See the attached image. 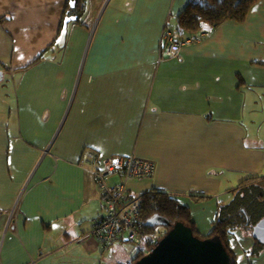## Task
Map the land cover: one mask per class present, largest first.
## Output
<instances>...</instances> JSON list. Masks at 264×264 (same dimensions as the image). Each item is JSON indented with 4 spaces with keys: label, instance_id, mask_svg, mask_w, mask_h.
Wrapping results in <instances>:
<instances>
[{
    "label": "crops",
    "instance_id": "1",
    "mask_svg": "<svg viewBox=\"0 0 264 264\" xmlns=\"http://www.w3.org/2000/svg\"><path fill=\"white\" fill-rule=\"evenodd\" d=\"M67 3L0 0V264L117 263L89 234L105 212L88 148L152 159L129 192H173L209 234L234 197L223 169L264 177V0L244 22L174 32L172 57L165 28L189 0H85L62 24ZM259 251L239 264H264Z\"/></svg>",
    "mask_w": 264,
    "mask_h": 264
},
{
    "label": "trees",
    "instance_id": "2",
    "mask_svg": "<svg viewBox=\"0 0 264 264\" xmlns=\"http://www.w3.org/2000/svg\"><path fill=\"white\" fill-rule=\"evenodd\" d=\"M258 1L260 0H189L188 5L178 16V28L174 31L172 30V32L170 27L166 26L165 31L169 30L172 34L175 32L179 37L184 36L183 38H192L197 37L202 31H212L228 20L244 22L252 6ZM84 9L85 0H68L62 18V24L66 19L74 22L80 21V16L83 14ZM162 44L163 47H165L167 41L163 39ZM254 178H263L260 179L261 182L264 180V177L258 175L254 176ZM251 180L245 179L239 186L232 189L234 197L228 204L218 205L217 217L213 223V229L208 235L200 234L193 219L190 206L182 203L173 193L159 189H151L141 193L142 208L139 220L140 234L142 238L149 236L150 234H148V232L154 234L150 235L151 238L147 241L148 250L153 247L156 241L155 238L158 239L159 237L156 235V231L160 225L149 226L147 221L156 213H160L166 216L172 223L179 220L184 221L190 225L195 234L200 237L220 235L232 254L228 238L229 231L234 228L253 231V227L257 221L264 217V186L258 183L259 180ZM190 197L194 202H199L200 198H203L195 194H191ZM162 227L167 231V227ZM119 240H122V238ZM254 245L257 253H260L259 250L264 249V244L256 238H254ZM107 248L103 247V249ZM146 253V251L141 249L128 264H133ZM233 264H236L234 258Z\"/></svg>",
    "mask_w": 264,
    "mask_h": 264
},
{
    "label": "built area",
    "instance_id": "3",
    "mask_svg": "<svg viewBox=\"0 0 264 264\" xmlns=\"http://www.w3.org/2000/svg\"><path fill=\"white\" fill-rule=\"evenodd\" d=\"M163 39L167 45L163 49L166 56H175L181 49V43L175 41L171 31H165ZM82 161L92 168L103 200L104 215L101 216L89 232L102 247L107 248L119 239H141L139 220L142 200L138 194L129 192L128 184L138 178L150 177L155 172L152 159L136 155H115L100 159L98 152L88 148L83 152ZM121 174V180L114 184L109 178Z\"/></svg>",
    "mask_w": 264,
    "mask_h": 264
},
{
    "label": "water",
    "instance_id": "4",
    "mask_svg": "<svg viewBox=\"0 0 264 264\" xmlns=\"http://www.w3.org/2000/svg\"><path fill=\"white\" fill-rule=\"evenodd\" d=\"M147 224L168 229L133 264H233L232 254L220 235L200 237L184 221L172 223L160 213L148 219ZM252 236L264 244V217L254 225Z\"/></svg>",
    "mask_w": 264,
    "mask_h": 264
},
{
    "label": "rangeland",
    "instance_id": "5",
    "mask_svg": "<svg viewBox=\"0 0 264 264\" xmlns=\"http://www.w3.org/2000/svg\"><path fill=\"white\" fill-rule=\"evenodd\" d=\"M255 129H257V128L255 127ZM252 130L253 129H249V131L253 134ZM223 170L226 172L221 173V176L223 178L226 176L229 177V185L228 186H230V187L235 188V187L239 186L241 184V182L245 179H250V180L252 179V180H256V181L259 180L258 183L260 185H264V183L261 182V180L259 178H254V176H257L255 173H249V174H246L245 176H244V174H241V175L239 174V175H234L233 177H230L227 173L228 170H225V169H223ZM236 173H240V172H236ZM239 176H240V179H239ZM239 180L240 181L242 180V181L240 182ZM139 197H140V194H139ZM140 199H141V197H140ZM190 199H191V197H190ZM182 203H184V202H182ZM191 211H192V209H191ZM214 221H213V223H214ZM165 231L166 230H164V227H162V226L158 227L157 228V235L159 236L158 238H160V236H163V233ZM242 231L245 232L246 235L249 234L252 237V231H250V230H248V231L242 230ZM153 232H155V231H153ZM229 232H230V233H228L229 245H230V248L232 250L233 258H234L236 264L241 263L244 258L249 259L253 255H256L257 252L255 251L254 247H252L251 249L249 248L250 249L249 250V249L244 248L243 243H240V246L239 245H237V246L233 245L234 243H232L233 242L232 237L234 239H237V233L240 232L239 228H234V229L230 230ZM148 234L154 235V234H151V232H148ZM148 234H146V235H148ZM200 234L208 235L207 233H203V232H200ZM150 235L145 237V238H142V236H141V239L139 241H133V240H129L127 238H124L122 240H119L116 243H113V246H111L107 250V252H105L106 262H111L110 260L114 256L113 258L116 260V262H117L116 264H128L139 253V251L141 249H143L146 252H149L148 246H147V241L151 238ZM231 235H232V237H231ZM212 236H214V235H212ZM208 237H211V236H208ZM155 240H157V239L155 238ZM115 245H120L122 252L121 251L119 252V250H114ZM124 258H126L127 261H124Z\"/></svg>",
    "mask_w": 264,
    "mask_h": 264
}]
</instances>
